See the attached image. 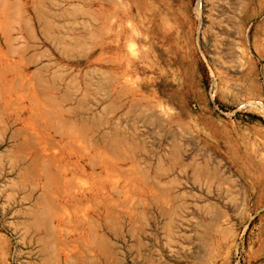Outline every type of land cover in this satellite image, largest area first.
Listing matches in <instances>:
<instances>
[{
    "label": "rangeland",
    "instance_id": "obj_1",
    "mask_svg": "<svg viewBox=\"0 0 264 264\" xmlns=\"http://www.w3.org/2000/svg\"><path fill=\"white\" fill-rule=\"evenodd\" d=\"M17 1H8L13 17L1 31L13 46L12 37L27 40L25 64L37 59L48 67L26 70L20 88L0 86V96H22L0 97V264L55 263L59 251L70 264H264V0H52L53 7L33 0L60 13L53 26L58 21L65 33L52 29L53 40L34 23L41 4ZM77 99L107 110L115 125L123 114L151 119L149 193L140 186L135 198L130 185L150 177L141 147L136 166L130 145L120 159L102 154L112 185L106 199L92 203L50 192L49 200L37 181L42 171L18 168L27 157L14 141L23 105L57 100L62 120ZM121 177L123 199L116 201ZM75 183L72 195L88 188ZM45 208L52 228L42 221L41 233L32 221Z\"/></svg>",
    "mask_w": 264,
    "mask_h": 264
},
{
    "label": "crops",
    "instance_id": "obj_2",
    "mask_svg": "<svg viewBox=\"0 0 264 264\" xmlns=\"http://www.w3.org/2000/svg\"><path fill=\"white\" fill-rule=\"evenodd\" d=\"M46 104H45L46 109H48V111L43 109V107L41 105L39 106V104L34 103V102L27 103V104L23 105L21 113H20V117H21L20 118V121H21L20 129L24 130L26 128L29 131L26 130L27 131L26 132L24 130L25 131L24 132L23 130L22 131L20 130V133H19L20 137L16 136L17 138L15 137L14 141L16 142L15 145H17V141H18L19 142L18 145L20 144L19 145L20 147H24V145H26V147L28 149H30V147L32 146L30 151L26 150V153H28L27 154L28 157H26L25 161H22L20 163L18 168L24 169L26 167H30L33 163L32 168L34 169V172L39 173V171H42V174H41L42 175V179H41L42 184L44 183V185L47 186L48 185L47 183H49V180L47 183L45 180L46 179H52V180H50V182H51L49 184L50 187L47 186L48 190L50 189L49 190L50 193H53V194H55V193L61 194L62 193L63 197L67 196L70 199L73 198V200H75V201L77 200V201H80L83 203L92 202L93 200L97 201L98 199H99V201H102V200L106 199L107 194H108V186L110 184L112 185V183L109 184V181L106 177L107 171L109 168V166H107L108 164L106 165V162L97 156L102 155L103 153L101 154V152L108 149V151L107 152L104 151V153L115 155L116 159H120V157L122 155V150L130 145V146H132L133 151L135 152V153H133L132 164L136 166L140 161V154H139L140 147H141V149H143L147 152L151 151V119L141 121L139 119V117L137 116V114H132L130 116H127V118H124L125 115L123 114L122 115L123 119L121 120V122H123V124H121V125L116 124L115 125L114 123H112L113 121L108 119L109 115H108L107 110H103V111H102V109L93 110L92 109L93 104L91 103V100H78L77 99V100H75V103H73V105H72L73 107L70 109V113H71L70 118H67L64 116H63V118L65 120L62 118V120L64 122L67 120L70 121V122H67L68 124H66V123H62V121L59 122L60 119L59 118L57 119V117H59V116H56L54 113L55 111L59 112V108H58L59 103L58 102L50 103L52 105V108H50L51 105L50 106L48 105L49 103H46ZM104 105H106V104H100V107H102ZM55 107L57 109H55ZM32 109H34L35 112H33ZM39 112L41 113V115L40 114L37 115ZM49 112H50V114H49ZM33 114L35 116L36 115L37 116L35 117V116H33ZM42 114H43V116H42ZM32 116H33V118H32ZM42 117H43V119H41ZM35 118L37 119V121L38 120L39 121L35 122ZM10 121H11V119H10ZM32 122L37 123L38 127H36L37 126L36 124H33L34 126L36 125L34 127L32 125ZM38 123H41V125ZM63 124H65V125H63ZM141 125H142V128H141ZM52 128H55V129L53 130ZM57 128H60L61 130L57 129ZM79 128L81 131L83 130L82 131L83 135H84L83 138L81 137L82 132L79 130ZM66 129H67V131H66ZM68 130L70 132H68ZM33 132H34V134H33ZM29 134L31 135V138H33V139H31V141L33 142V145H32V143L29 144V142H25V138H26V141L28 140L27 138H30V137H28ZM103 134H105L106 136ZM166 134L167 133L164 132V138H166ZM78 135H80V136H78ZM69 136H71V137H69ZM91 136H93V137H91ZM101 136L103 138L105 136V138H106V139L104 138L105 141L102 139ZM90 137L92 139H90ZM82 140L84 141L83 143H82ZM87 140L88 141L91 140V141H89V143H91V142H92V144L95 143L96 146L94 145L95 147H93V148H92L91 144L87 146V143H88ZM101 140H103V142ZM28 141H30V139ZM67 142H68V144H67ZM24 143H26V144H24ZM47 143H50V144L48 145ZM97 143H99V144H97ZM102 143H104L105 145H102ZM34 144L37 146H35ZM40 144H41V146H39ZM168 144H172V143L168 142ZM98 145H100L102 147L98 148L99 147ZM38 146L40 148V151L38 148L37 150L39 151V153H37L38 152L37 151L36 152L37 154H36L35 151H36V148ZM50 146H52V147H50ZM89 146L91 147L90 150H88ZM103 146H104V148H105V146H107V148H105L103 150ZM94 148H96L97 150H95ZM48 149H50V152L46 151ZM98 149H100V152H98ZM54 150H55V152L57 151L56 155H55ZM97 152H98V155L96 154ZM50 153H52V155ZM38 154H40V155L38 156ZM40 156H41V158H39ZM91 156H93V158L95 159V161L92 159L94 161V163L92 162V160H90L92 158ZM35 157H37V159H38V162H39L38 164H37V161L31 162V161H33V159ZM30 158H32V159H30ZM98 158L100 161L102 160L103 163L102 162L98 163V160H97ZM89 160L93 163V165L96 164L95 165L96 167L93 166L92 164H89V162H90ZM143 160H144V162H149L150 177L148 179H145L142 181L138 178H134L131 180L130 185L132 186V195L135 198L140 197V186H144V187L151 186V171L154 169L151 166L150 152H149L148 156L143 158ZM53 161H55V162H53ZM43 163L44 164L47 163V166L45 167L46 164L43 166L42 165ZM36 165L37 166L40 165V166L37 167ZM44 167L47 169H45ZM59 167H61V168H59ZM92 167H94V168H92ZM45 173H46V175H45ZM52 173H53V175H52ZM77 174H78V176L75 177V175H77ZM80 176H82V177H80ZM70 178L71 179L76 178L75 180L82 181L85 185L88 186V188H86L82 192L75 191L74 192L75 194L72 195L73 189L75 188V186L73 184L74 182L72 181L73 182L72 183L69 180ZM116 180H117V183H116L117 193L115 196V198H116L115 200L120 201L123 199L122 191H123V187L125 185L126 179L124 177H121L120 179L117 178ZM67 181L71 182V184H69L70 186L71 185L74 186V188L71 186L72 190H71V188H69V186H66V184L68 183ZM148 187H147V189H145L146 194L149 193V190H150ZM94 196H95V199H94ZM92 197H93V200L90 199ZM100 209L102 210V208H100ZM137 210H138V208H137ZM103 232L106 233V231H102V230L98 231V233L101 235Z\"/></svg>",
    "mask_w": 264,
    "mask_h": 264
},
{
    "label": "bare ground",
    "instance_id": "obj_3",
    "mask_svg": "<svg viewBox=\"0 0 264 264\" xmlns=\"http://www.w3.org/2000/svg\"><path fill=\"white\" fill-rule=\"evenodd\" d=\"M9 0H0V48H1V50H0V86L2 87V88H5V89H10V88H13V87H18V88H20L21 86H22V82H23V78L25 77V71L26 70H28L29 68H33V67H36L35 68V71H42V70H47L46 68L48 67L47 65H40V63L39 62H37V59H35L36 61H32L31 60V58H33V57H28V58H30L29 60H31L30 62L28 61V63H27V61H26V63L27 64H25L24 62V60H23V54L25 53H23V51H26V49H22L21 50V47L23 46H25L26 44H27V40L23 37V36H21V35H19V36H17V37H12V39H13V42H15L16 44H17V46H13L12 45V43H10V42H12L11 40H10V38H8L7 36H6V32L5 33H3L2 31H1V25H3V23L7 20V18H8V14L9 13H11L12 12V6L10 7V4H9V2H8ZM24 1V3L25 4H32V2L33 3H35L37 0H35V2L33 1V0H23ZM38 1H40V0H38ZM48 1V0H47ZM13 2H14V0H13ZM13 2H10L12 5H13ZM17 0H15V4L17 5ZM41 2V1H40ZM42 2H44L43 0H42ZM41 2V3H42ZM49 2V4H50V7H53V6H55V4H56V6H57V3L55 2H52V0H49L48 1ZM38 3V2H37ZM37 3H35V4H37ZM41 3H38L37 5H39V4H41ZM19 4V3H18ZM42 4H44V3H42ZM42 4H41V8H42ZM60 5V4H59ZM9 7L11 8V11L10 12H8V9H9ZM17 7V6H16ZM50 7H48L49 9H50ZM38 8H40V5H39V7ZM36 9V7L35 8H33V11H34V23L35 24H37L38 25V28H39V26L41 27V26H43V28H41V29H44V31L42 30V32H48V35H50L49 34V31H51L52 29H54V28H56L57 30H58V32H62V30H63V33H65L64 31V29L63 28H61V27H65V26H60L61 25V23H60V27L57 25V23H58V21H57V23H56V27L55 26H53L54 25V23H55V20L58 18H60L59 16L60 15H58V14H60V13H55V12H50L51 10H48V9H44V8H42V9ZM55 8V7H54ZM15 9V8H14ZM16 11V10H15ZM24 13V12H23ZM26 13V12H25ZM63 13V11L61 12V14ZM66 14V13H65ZM11 16H12V13L10 14ZM9 15V16H10ZM14 15V14H13ZM62 15H64V14H62ZM13 17V16H12ZM14 17H15V15H14ZM27 18V17H26ZM26 18H24V19H26ZM62 18V17H61ZM9 20H10V17H9ZM12 20V19H11ZM61 20V19H60ZM25 21V23H27L28 21L27 20H24ZM21 22H23V21H21ZM20 22V23H21ZM11 23V22H10ZM24 23V22H23ZM59 24V23H58ZM62 24H64V23H62ZM10 25V24H9ZM24 25V24H23ZM26 25H30V21L27 23V24H25V26ZM27 27V26H26ZM29 27V28H28ZM27 28L29 29V30H27V28H25L27 31H29L30 32V26H28ZM10 31H11V25H10ZM66 28V27H65ZM60 29H62V30H60ZM6 31V30H5ZM39 31H41V30H39ZM11 32H14V31H11ZM29 32H27V33H29ZM41 32V33H42ZM53 32H54V30H53ZM9 33V32H8ZM51 33H52V31H51ZM32 34V33H31ZM44 34H46V36H47V33H44ZM61 34V33H60ZM8 35H10V34H8ZM27 35H29V34H27ZM42 36H44L43 34H41ZM30 36V35H29ZM55 37H54V39L55 40H57V37H56V35H54ZM45 37V36H44ZM50 37H52L51 35L50 36H47V38H50ZM46 38V37H45ZM59 38V37H58ZM61 38V37H60ZM30 39L32 40L33 39V37L31 38V36H30ZM50 39H52V38H50ZM33 40H35V38L33 39ZM45 40H47V39H45ZM53 40V39H52ZM36 41V40H35ZM49 41V40H48ZM59 41H60V39H59ZM64 41H65V38H64ZM63 41V42H64ZM53 42H56V41H53ZM62 41H60V43L62 44L63 43ZM64 43H66V42H64ZM19 44V45H18ZM58 44H59V42H58ZM36 45V44H35ZM35 45H33L32 47L33 48H38L39 46H35ZM53 45V44H52ZM31 46V45H30ZM30 46L27 48V49H29L30 48ZM60 46V45H59ZM62 46V45H61ZM60 46V47H61ZM32 47H31V49H32ZM54 47V46H53ZM56 47L57 48H55L56 50L57 49H59L58 48V46L56 45ZM63 47V46H62ZM64 49V48H63ZM42 54V53H41ZM32 55V54H31ZM44 55V54H43ZM38 57V56H37ZM27 58V57H26ZM26 58H24V59H26ZM27 60V59H26ZM24 61V62H23ZM55 72V71H54ZM42 74H44V73H41V75ZM39 75V74H38ZM52 76V79L54 78L53 77V75H51ZM58 76V75H57ZM59 76H60V74H59ZM34 77V76H33ZM62 77H63V75H62ZM57 78V77H56ZM33 80H35V77L34 78H32ZM43 79V78H42ZM41 79V80H42ZM58 79H60V78H58ZM56 80V79H55ZM29 81H32V80H30L29 79ZM54 81V80H53ZM33 82V81H32ZM38 82H40V80L38 81ZM41 82H44V79H43V81H41ZM69 82V81H68ZM31 83V82H30ZM29 83V84H30ZM54 83H56V81L54 82ZM42 84V83H41ZM66 84H68V83H66ZM40 85V84H39ZM44 86H45V82H44V84H43ZM43 85H40L41 87H43ZM68 86H70V84H68ZM50 87V86H49ZM52 87H54L53 85L51 86V88L50 89H52ZM23 88H24V85H23ZM35 88H36V86H35ZM67 88V87H66ZM14 89V88H13ZM38 89V88H37ZM37 89H36V91H37ZM46 89H47V87H46ZM53 89H56V91L59 89L58 87H54ZM30 89H28L27 90V92L29 91ZM43 90V89H42ZM122 90V89H121ZM16 91V90H15ZM15 91H14V93H15ZM23 92H25L24 90H22ZM39 91V90H38ZM11 92V91H10ZM39 93V92H38ZM123 93V92H122ZM42 94H45V93H41L40 95H42ZM119 94V93H118ZM30 95V94H29ZM40 95H38V96H40ZM61 96V95H60ZM1 99H3V100H5V101H9V100H11V98H15L16 96H13L12 94H9V93H3V94H1ZM22 96H19L17 99L19 100V98H21ZM41 98H42V96H40ZM45 97V96H44ZM48 97V96H47ZM62 97V96H61ZM16 98H15V100H16ZM40 98V99H41ZM55 99V98H54ZM42 100V99H41ZM47 100V99H46ZM14 101V100H13ZM52 102L51 103H54V102H58L57 100H51ZM54 101V102H53ZM20 102V101H19ZM45 102H47V101H45ZM48 102H50L49 100H48ZM47 102V103H48ZM2 104V103H1ZM17 104V103H16ZM15 105V104H14ZM47 105V104H46ZM49 106L51 105V104H48ZM1 106V105H0ZM11 106V105H10ZM40 106V105H39ZM48 106V107H49ZM43 107V106H42ZM1 109H2V107H0ZM50 108H52V105H51V107ZM49 108V109H50ZM54 108V107H53ZM59 109L61 108V111H63L62 110V107H58ZM0 109V110H1ZM43 109H45V110H47L48 111V109H46V108H43ZM55 109H57L56 107H55ZM33 110V112H35V110L34 109H32ZM65 110V109H64ZM67 111L69 110V108L68 109H66ZM65 110V112H66V114H69L70 112L68 111H66ZM1 111H3V110H1ZM37 112V111H36ZM55 113V112H54ZM41 115V113L39 112L37 115ZM49 114H50V112H49ZM52 114V113H51ZM36 115V116H37ZM56 115V114H55ZM33 116H35L34 114H33ZM33 116H32V118H33ZM35 116V117H36ZM42 116H43V114H42ZM56 116H58V115H56ZM55 116V117H56ZM21 118V117H20ZM53 118V117H52ZM59 117H57V119H58ZM41 119H43V117L41 118ZM54 119V118H53ZM64 119V118H63ZM61 120V119H60ZM65 120V119H64ZM67 120V119H66ZM37 121V119L35 118V122ZM39 121V120H38ZM37 121V122H38ZM49 121V120H48ZM62 121V123H66V124H68L67 122H70L69 120H67V121H63V120H61ZM61 121H59V122H61ZM93 121V120H92ZM14 122H15V119H14ZM50 122V121H49ZM31 123V122H30ZM33 124H36L37 125V123H33L32 122V125ZM38 124H40L41 125V123H38ZM46 124V123H45ZM12 125V124H11ZM13 125H14V123H13ZM31 125V126H32ZM35 125V126H36ZM63 125H65V124H63ZM34 126V125H33ZM34 126V127H35ZM36 127H38V125L36 126ZM57 127V126H56ZM55 127V128H56ZM55 128H52L53 130L55 129ZM41 129V128H40ZM51 129V130H52ZM57 129H60V128H57ZM64 129V128H63ZM85 129V128H84ZM17 130V129H16ZM21 131L23 130V129H20ZM25 131L27 130L26 128L24 129ZM23 130V131H24ZM61 130V129H60ZM79 130H80V128H79ZM24 131V132H25ZM27 131H29V130H27ZM26 131V132H27ZM66 131H67V129H66ZM81 131V130H80ZM83 131V130H82ZM81 131V132H82ZM18 132L20 133V131L18 130ZM23 132V133H24ZM61 132V131H60ZM68 132H70L69 130H68ZM85 132V131H84ZM30 133V132H29ZM59 133V132H58ZM57 133V134H58ZM88 133V132H87ZM14 134V133H13ZM12 134V136H14ZM22 134V133H21ZM25 134V133H24ZM33 134H34V132H33ZM32 134V135H33ZM40 134V133H39ZM71 134V133H70ZM103 135H105V134H103ZM15 136H16V134H15ZM22 136V135H21ZM34 136V135H33ZM59 136V135H58ZM78 136H80V135H78ZM83 132H82V138H83ZM94 136V135H93ZM93 136H91V137H93ZM106 136V135H105ZM105 136H104V138H105ZM20 137V136H19ZM28 137H30V138H27L28 140L30 139V141H31V139H33V138H31V135L29 134V136ZM69 137H71V136H69ZM90 137V139H92ZM102 137V136H101ZM100 137V138H101ZM12 138V137H11ZM17 138V137H16ZM35 138V137H34ZM104 138L102 137V139L104 140ZM13 139H14V137H13ZM80 139V138H79ZM97 139V138H96ZM95 139V140H96ZM106 139V138H105ZM26 141V138H25V142H29V144L30 143H32V145H33V142L31 141ZM103 140H101L102 142H103ZM34 141V140H33ZM46 141V140H45ZM88 141V140H87ZM89 141H91V140H89ZM89 141H88V143H87V146L88 145H90L91 144V146H92V148L93 147H95L96 145H95V143L94 144H92V142L91 143H89ZM100 141V142H101ZM105 141V140H104ZM22 142V141H21ZM84 141L82 140V143H83ZM96 142V141H95ZM98 142V141H97ZM24 144H26V143H24ZM48 145L50 144V143H47ZM67 144H68V142H67ZM85 144V143H84ZM97 144H99V143H97ZM20 145V144H19ZM35 145V144H34ZM64 145V144H63ZM72 145V144H71ZM95 145V146H94ZM102 145H105L104 143H102ZM16 146V145H15ZM25 147H26V145H24ZM31 146V145H30ZM35 146H37V145H35ZM39 146H41V144L39 145ZM39 146L36 148V151H35V153L38 151L37 149L39 148ZM99 146V147H98ZM97 147L98 148H100V147H102V146H100V145H98ZM32 147V146H31ZM31 147H30V149H28V148H25V149H27V151H30L31 150ZM50 147H52V146H50ZM90 147V146H89ZM88 147V150H90L91 149V147L89 148ZM105 148H107V146H105ZM104 148V146H103V150L105 149ZM20 149H21V147H20ZM22 149H24L23 147H22ZM24 149V150H25ZM35 149V148H34ZM43 149V148H42ZM75 149V148H74ZM95 150H97L96 148H94ZM23 150V151H24ZM77 150V149H76ZM87 150V149H86ZM26 151V150H25ZM39 151H40V148H39ZM39 151L37 152V153H39ZM46 151H49L50 152V149H48V150H46ZM102 151V150H101ZM105 152H107L108 151V149H106V150H104ZM104 151H102L101 152V154L102 153H104ZM54 152H55V150H54ZM57 152V151H56ZM56 152H55V155H56ZM98 152H100V149H98ZM98 152L96 153L97 155H98ZM25 153V152H24ZM36 153V154H37ZM79 153V152H78ZM90 153V152H89ZM28 154V153H27ZM51 155H52V153H50ZM40 154H38V156H39ZM45 155V154H44ZM54 155V154H53ZM54 155V156H55ZM81 155V154H80ZM90 155V154H89ZM88 155V156H89ZM105 155V154H104ZM34 156V155H33ZM37 156V155H36ZM103 155H101V156H97V157H102ZM28 157V156H27ZM49 157V156H48ZM80 157V156H79ZM92 158L90 159V160H94L95 161V159L93 158V156H91ZM39 158H41V156L39 157ZM99 158L97 159L98 160V163L99 162H102V160L100 161L99 160ZM103 158V157H102ZM30 159H32V158H30ZM35 159V160H34ZM33 159V161H31V162H35V161H37V164L39 163L38 162V159H37V157H35ZM40 160V159H39ZM57 160V159H56ZM89 160V161H90ZM92 160V162L94 163V161ZM96 160V161H97ZM106 160V159H105ZM104 160V158H103V161H105ZM30 162V161H29ZM53 162H55V161H53ZM91 161L89 162V164H92L93 165V163H92ZM106 162V165L109 163H107V161H105ZM96 163V162H95ZM103 163V162H102ZM46 164V165H45ZM43 163L42 165L44 166L45 165V167L47 166V163ZM53 164V163H52ZM91 165V166H92ZM96 164H94L93 166H95ZM32 166H33V163H32V165L30 166V167H26V168H24L25 170H26V172L25 171H23V173H28V174H33L34 175V173L35 174H37L36 172H34V169L32 168ZM37 166V165H36ZM40 166V165H39ZM39 166H37V167H39ZM42 166V167H43ZM69 166V165H68ZM71 166V165H70ZM107 166H109V165H107ZM44 167V168H45ZM65 167V166H64ZM74 167V166H73ZM96 167V166H95ZM59 168H61V167H59ZM67 168V167H66ZM65 168V169H66ZM92 168H94V167H92ZM112 168H114V166H112ZM45 169H47V168H45ZM109 169V168H108ZM67 170V169H66ZM91 170V169H90ZM116 170H118V169H116ZM68 171V170H67ZM92 171V170H91ZM34 172V173H33ZM40 172V171H39ZM118 172V171H117ZM21 173V172H20ZM45 175H46V173H45ZM52 175H53V173H52ZM76 176H78V174L77 175H75V177ZM37 177V176H36ZM73 177V176H72ZM80 177H82V176H80ZM45 178V177H44ZM37 181L39 182V186L40 185H42L43 186V184H41L40 183V180L42 179V175L40 176V177H37ZM75 179L76 178H73V179H69L73 184H74V186H76L77 184L75 183ZM45 180V179H44ZM48 180H49V183H47L48 182ZM50 180H52V179H46L45 181H46V183L48 184L47 186H49V184L51 183L50 182ZM44 181V182H45ZM54 181V180H53ZM70 181H67L68 183L66 184V186H69V188H71V190H72V187L74 188V186L73 185H69V184H71V182ZM45 183V184H46ZM38 184V183H37ZM58 185V184H57ZM42 186H41V188H42ZM44 187H45V185H44ZM50 187V186H49ZM36 188V187H35ZM40 188V187H39ZM76 188H77V186H76ZM75 188V189H76ZM79 188V187H78ZM32 189H33V187H32ZM37 189H38V185H37ZM45 189V188H44ZM35 190V189H34ZM46 190V189H45ZM50 190V189H49ZM48 190V188H47V193H48V195H47V197L49 196V191ZM80 190V189H79ZM84 190V189H83ZM32 191V190H31ZM34 192H36V191H34ZM33 192V193H34ZM43 192V191H42ZM42 194V193H41ZM53 193H51L50 194V196L52 195ZM57 195V194H56ZM30 196V195H29ZM39 196V195H38ZM49 196V197H50ZM58 196H59V194H58ZM31 197V196H30ZM29 197V198H30ZM40 197V196H39ZM41 197H43V196H41ZM49 197H48V199H49ZM28 198V197H27ZM44 198V197H43ZM43 198H42V200H43ZM51 199H52V197H50ZM60 198V197H59ZM45 199V198H44ZM47 199V200H48ZM51 199H49V200H51ZM53 199H56V197L55 198H53ZM90 199H92L93 200V197L92 198H90ZM94 199H95V196H94ZM39 200H41V199H39ZM91 200V201H92ZM99 200V199H98ZM44 201V200H43ZM77 201V200H76ZM52 203H54V200H52L51 201ZM56 202V201H55ZM87 202V201H86ZM94 202V201H93ZM43 203H46V205H48V206H50V207H52V209L54 208V204L52 205L51 203H49V204H47V202H43ZM92 203V202H91ZM107 203V202H106ZM35 204V203H34ZM36 204H37V202H36ZM39 204V203H38ZM37 204V205H38ZM78 203L76 202V205H77ZM82 204V203H81ZM36 205V206H37ZM40 205H41V203H40ZM65 205V204H64ZM83 205V204H82ZM109 205V204H108ZM107 205V206H108ZM35 206V205H34ZM42 206V205H41ZM63 206V205H62ZM75 206V205H74ZM73 206V208H76V207H74ZM106 206V207H107ZM43 207V206H42ZM41 207V208H42ZM45 207V206H44ZM58 207H60L59 206V204H58V206L56 207V208H58ZM67 207H69V206H67ZM61 208V207H60ZM70 208V207H69ZM72 208V207H71ZM99 209V208H98ZM108 209V208H107ZM34 210V209H33ZM36 210V209H35ZM34 210V212H36ZM44 210H45V213H44V216H43V218H42V220L40 221V218H39V215H43L42 213L44 212ZM61 210V209H60ZM47 209L45 208V209H43V211H42V213L41 214H38L37 212L36 213H34V217H33V219H34V221H32V222H35V224H36V227H37V230L39 229V232H44L43 231V227L41 226V224L43 225L44 224V222L42 223V221H46V219H49V218H51L50 217V215H51V212L48 210L47 212ZM111 211V210H110ZM33 212V211H32ZM31 212V213H32ZM48 212H49V214H48ZM95 212V211H94ZM109 211H107L106 212V214H109L108 213ZM28 213V212H27ZM47 213V214H46ZM111 213V212H110ZM33 214V213H32ZM45 214H46V216H45ZM29 215H30V213H29ZM87 215V214H86ZM96 215L98 216V214L96 213ZM31 216V215H30ZM49 216V217H48ZM55 216H57V215H55ZM106 216H108V215H106ZM42 217V216H41ZM45 217H47L46 219H45ZM88 217V216H87ZM104 218V217H103ZM30 219H32V218H30ZM32 219V220H33ZM44 219V220H43ZM89 219H90V217H89ZM88 219V220H89ZM98 222L100 223V226L102 227V225H101V217L99 216L98 218ZM50 220H52V219H50ZM53 220H57L56 218H53ZM84 220V219H83ZM90 220H92V219H90ZM31 222V223H32ZM41 222V223H40ZM47 222V221H46ZM93 222V221H92ZM95 222H97V220H95ZM97 222V223H98ZM47 223H49V222H47ZM46 223V224H47ZM52 222H50L49 224H50V226L49 227H47V229H49L50 227L52 228V224H51ZM91 223V222H90ZM89 223V224H90ZM103 223H105V222H103ZM34 224V225H35ZM46 224H44V225H46ZM106 224H107V222H106ZM105 224V225H106ZM41 226V227H40ZM98 226V225H97ZM66 227V226H65ZM50 228V229H51ZM61 228V227H60ZM76 228V227H75ZM100 228V227H99ZM50 229L49 230H47V231H50ZM81 230V229H80ZM83 230H85V229H83ZM78 231H79V229H78ZM52 232H53V230H52ZM77 232V231H76ZM86 232V231H85ZM97 232V231H96ZM46 233H48V232H46ZM56 234V233H55ZM97 233H95V236L97 237V235H96ZM103 234V233H102ZM103 236V235H102ZM37 239V238H36ZM94 239V238H93ZM66 243H67V241H66ZM54 247V246H53ZM96 247V246H95ZM61 248H66V247H61ZM98 248V247H97ZM66 251H67V249H65ZM45 253V252H44ZM99 254H101V253H99ZM79 256H81V255H79ZM103 256V255H102ZM100 257V256H99ZM76 259V258H75ZM102 259V258H101ZM48 260V259H47ZM85 260V259H84ZM100 261V260H99ZM75 261H73V263H74ZM77 262L78 263H80V261L78 260V261H76L74 264H77ZM85 262V261H84ZM84 262H83V264H84ZM90 262V261H89ZM98 262V261H97ZM54 263V262H53ZM53 263H50V264H53ZM71 263V261H70V258L68 257V255L65 253V252H61V251H59V253L58 254H56V259H55V263L54 264H70ZM82 263V262H81ZM91 263V262H90ZM100 263H102V262H100ZM97 264V263H96ZM98 264H99V262H98Z\"/></svg>",
    "mask_w": 264,
    "mask_h": 264
},
{
    "label": "built area",
    "instance_id": "obj_4",
    "mask_svg": "<svg viewBox=\"0 0 264 264\" xmlns=\"http://www.w3.org/2000/svg\"><path fill=\"white\" fill-rule=\"evenodd\" d=\"M213 88H214V83L211 82L210 87H209V95H210V98H211V101H212L213 106L215 108H217V105L214 102V90H213Z\"/></svg>",
    "mask_w": 264,
    "mask_h": 264
}]
</instances>
